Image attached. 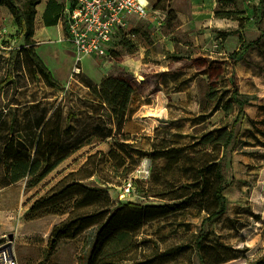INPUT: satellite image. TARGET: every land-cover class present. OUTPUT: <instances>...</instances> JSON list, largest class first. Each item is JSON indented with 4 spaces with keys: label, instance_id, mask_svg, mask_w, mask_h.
I'll list each match as a JSON object with an SVG mask.
<instances>
[{
    "label": "rangeland",
    "instance_id": "374dc122",
    "mask_svg": "<svg viewBox=\"0 0 264 264\" xmlns=\"http://www.w3.org/2000/svg\"><path fill=\"white\" fill-rule=\"evenodd\" d=\"M71 1L42 0L37 5L33 37L37 55L65 87L64 91L48 87L39 69L40 78H35L36 63L23 48L24 38L16 39L14 16L6 6H0V122L32 98L48 96L47 100H54L57 96L59 102L65 98L66 115L76 114L67 125H72L73 141L79 143L68 159L34 187L28 186V179L7 184L0 164V246L9 243V235L13 234L12 247L19 264H87L90 246L100 228H90L75 239L61 238L50 245L54 226L71 215L76 199L84 197V192L72 189L68 193L78 194L55 206L34 213L29 208L42 195L72 182L71 174L98 151L105 154L95 157L88 166L97 173L82 181L94 197L85 202L86 206L77 207L80 213H91L98 207L106 211L109 198L114 203L113 210L129 202L158 205L191 194L195 191L192 185L196 170L218 157L225 178V214L207 220L217 205L211 197L196 195L185 210L147 223L136 233L131 246L112 244L96 264H215L217 258L225 256L231 259L221 264H256L264 257V0L248 4L251 18L247 22L251 24L247 23L250 27L243 32L238 50L250 48L240 61H234L232 54L224 56L230 60L224 71L218 67L211 71L201 69L211 60L212 53L195 51L189 36L176 31L171 12L174 0H164L162 4L167 15L164 22L135 20L137 25L119 36L110 55L83 56L78 61L73 45L65 40L62 18ZM240 2L243 4L244 0ZM17 3L21 7L23 0ZM167 38L189 46L178 47L174 53L185 59L184 64L177 66L189 70L174 72V84L153 93L150 86L154 80L147 79L146 85L140 86L120 63L124 56L135 55L144 47H150L151 59H162ZM223 42L224 39L217 49L225 48ZM108 70L114 75L110 77L125 84V119L119 131L121 138L130 140L120 141L128 146L117 149L119 155L110 153L114 149L112 137L105 142L98 140L102 125L105 132L108 128L114 130V135L118 132L117 116L109 109H99L94 88L82 83L87 77L100 88L108 78ZM80 71V76L76 75ZM178 83L188 86L185 92L176 91ZM91 107L102 116L93 115ZM232 129L235 134L226 148L199 142L205 133ZM94 132L97 134L92 142L87 143ZM138 153L145 157L140 158ZM130 155H135L136 166L130 163ZM125 159L127 167L133 166L130 171L116 168ZM125 171L128 175L124 178ZM85 174L83 171L80 175ZM129 181L133 182L134 192L123 197Z\"/></svg>",
    "mask_w": 264,
    "mask_h": 264
},
{
    "label": "trees",
    "instance_id": "16d2710c",
    "mask_svg": "<svg viewBox=\"0 0 264 264\" xmlns=\"http://www.w3.org/2000/svg\"><path fill=\"white\" fill-rule=\"evenodd\" d=\"M41 2L42 0H23L20 7L17 0H0V6H6L14 16L17 25L16 39L24 38L26 44L23 48L26 50V54L30 58H33L36 63V71L33 72L35 78H40L38 75L39 69L48 87L55 91H64L66 90L65 87L53 77L51 71H49L45 63L37 55L33 47L37 5ZM163 2L164 0H158L154 8L162 11L165 10L162 6ZM249 48L250 46H247L233 52L231 56L234 61H240ZM78 67L81 69L80 66ZM80 73L81 71L76 75L80 76ZM82 83L88 88H94V93L96 94L95 100H98L97 107L99 109L102 111L109 109L117 116L118 132L114 135L112 128H108V131L105 132L104 127H102L103 125H99L101 126L99 129L103 133L99 134L98 140L105 142L106 139L112 137L114 149L110 153L119 155L117 149L124 150L128 146L120 143V141L130 140V137L121 138L119 131L122 129L125 119L123 102L124 82L121 79L108 77L104 79L100 88H97L91 79L84 77ZM237 94L238 91L235 89V95ZM47 97L32 98L26 101L22 107H16L14 112L7 113L0 122V164L3 168L7 184L28 179V186H37L79 147V143L73 141L74 129L72 125H67V122L76 116V114L70 111L71 113L66 115L64 107L65 98L59 102L57 96L54 100H47ZM69 97L71 101L74 100L72 94ZM91 108L94 109V107ZM95 110L93 115L100 118L102 115L96 113ZM96 134L97 132L91 133L87 143H91ZM234 134L235 129L219 132L218 134L209 132L203 134L199 142L212 147L226 148L232 141ZM101 154L105 153L98 151L96 154L90 155L87 163L78 172L71 174L74 177L72 182L63 185L57 191L42 195L29 208V211L34 213L55 206L65 199L78 194L75 191L68 193L72 189L78 188L84 192V197L76 199V209L71 215L60 224L54 226L53 238L50 240V245H55L56 240L58 241L61 238L75 239L90 228H100L94 243L90 246L87 264H96L99 257L112 244H116L118 247L131 246L136 233L147 223L185 210L189 206V201L193 200L196 195L211 197L217 205L213 211L209 212L207 220L212 221L220 218L227 210L226 197L223 194L225 178L222 165L219 158L216 157L210 159L196 170L197 177L192 185L195 187V191L191 194L181 195L170 199L167 203L158 205H142L129 202L113 210H111V207L114 206V203L109 198L108 209L106 211L98 207L91 213H80L77 211V207L86 206L85 202L92 201L94 197L91 194V189L82 184V181L91 178L97 173V170L90 171L88 166L95 157ZM138 156L140 158L145 157L143 153H138ZM129 160L133 166L137 165L135 155H130ZM126 161V159L123 160L121 166L118 165L116 168L124 167L125 170L127 168L130 171L133 166L127 167ZM83 171H86V174L81 176L80 174ZM127 175L128 171H125L124 178ZM78 176L81 177L77 178ZM230 259V256L219 257L215 264H221ZM113 264L120 263L114 261ZM256 264H264V257L258 259Z\"/></svg>",
    "mask_w": 264,
    "mask_h": 264
},
{
    "label": "crops",
    "instance_id": "0c3cea01",
    "mask_svg": "<svg viewBox=\"0 0 264 264\" xmlns=\"http://www.w3.org/2000/svg\"><path fill=\"white\" fill-rule=\"evenodd\" d=\"M158 0H148L153 6ZM174 0V5L171 10L176 22V31H182L189 36L192 42V47L195 51H209L212 53L211 60L201 66L203 71H211L212 68H220L219 71H224L225 65L230 61L229 56L235 50H238V44L241 41L243 32L250 27L247 24V18H251L250 7L251 2L244 0ZM158 10V9H157ZM162 13H166L162 10ZM249 18V19H250ZM143 18H134L131 20L129 27L123 33H127L131 26H136L137 21ZM146 19V18H145ZM150 23H157L155 19H147ZM165 20V19H164ZM161 21V22H164ZM242 27V28H240ZM123 33L121 35H123ZM224 49H217L219 43L223 41ZM221 40V42H220ZM188 48L184 42H174L167 38L165 41V51L162 59H151L149 56V48L144 47L142 51H138L135 55L124 56L121 60L122 70L131 74L132 77L140 84L146 85L147 79L154 80V84L150 86L155 92H161L174 84L171 80L172 74L176 76V71H187V67H178L177 64H184L183 57L174 55L178 51L177 48ZM112 53V51H111ZM83 58L81 59V61ZM174 64H176L174 66ZM209 67V68H208ZM208 68V69H207ZM218 70V69H217ZM105 71V70H104ZM108 77L114 76L108 70ZM180 75V74H179ZM176 78V77H175ZM174 78V79H175ZM178 93L185 92L187 85L175 84ZM26 236V233H25Z\"/></svg>",
    "mask_w": 264,
    "mask_h": 264
},
{
    "label": "built area",
    "instance_id": "2783aa9c",
    "mask_svg": "<svg viewBox=\"0 0 264 264\" xmlns=\"http://www.w3.org/2000/svg\"><path fill=\"white\" fill-rule=\"evenodd\" d=\"M62 18L66 29L65 40L73 45L80 61L83 56L110 55L132 19L146 18L161 22L165 14L155 9L148 0H72ZM146 173L149 176L150 171ZM123 191V197L131 196L134 192L133 182L129 181ZM0 247H3L0 250V264H19L9 243Z\"/></svg>",
    "mask_w": 264,
    "mask_h": 264
},
{
    "label": "water",
    "instance_id": "95a60500",
    "mask_svg": "<svg viewBox=\"0 0 264 264\" xmlns=\"http://www.w3.org/2000/svg\"><path fill=\"white\" fill-rule=\"evenodd\" d=\"M11 241L9 242V246H12V241H13V238H14V235L13 234H10L9 235ZM54 241V240H53ZM3 247H0V250L2 249Z\"/></svg>",
    "mask_w": 264,
    "mask_h": 264
}]
</instances>
